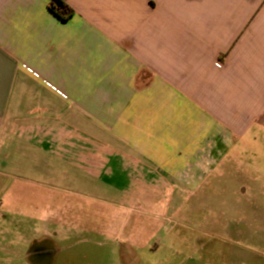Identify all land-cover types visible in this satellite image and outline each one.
<instances>
[{
  "label": "crops",
  "instance_id": "0c3cea01",
  "mask_svg": "<svg viewBox=\"0 0 264 264\" xmlns=\"http://www.w3.org/2000/svg\"><path fill=\"white\" fill-rule=\"evenodd\" d=\"M51 1L0 0V182L171 219L264 145V0Z\"/></svg>",
  "mask_w": 264,
  "mask_h": 264
},
{
  "label": "rangeland",
  "instance_id": "374dc122",
  "mask_svg": "<svg viewBox=\"0 0 264 264\" xmlns=\"http://www.w3.org/2000/svg\"><path fill=\"white\" fill-rule=\"evenodd\" d=\"M238 152L242 159L231 171L240 173L194 181L193 196L171 219L118 214L92 199L1 181L0 264H37L25 257L45 234L54 236L55 251L45 264H264V189L250 187L255 177L264 187V145ZM68 208L72 225L83 229L63 239L74 230Z\"/></svg>",
  "mask_w": 264,
  "mask_h": 264
},
{
  "label": "flooded vegetation",
  "instance_id": "af4514ba",
  "mask_svg": "<svg viewBox=\"0 0 264 264\" xmlns=\"http://www.w3.org/2000/svg\"><path fill=\"white\" fill-rule=\"evenodd\" d=\"M51 239L49 237H44L42 238V240L39 242H37V244L35 243L36 247L34 246V248H32L31 250H29V252H27L26 254V259L29 260H36L37 264H45L44 263V259L47 255H52L55 253V251L53 249H51ZM30 246H32L33 244H29ZM34 258V259H33ZM34 261V262H36Z\"/></svg>",
  "mask_w": 264,
  "mask_h": 264
},
{
  "label": "trees",
  "instance_id": "16d2710c",
  "mask_svg": "<svg viewBox=\"0 0 264 264\" xmlns=\"http://www.w3.org/2000/svg\"><path fill=\"white\" fill-rule=\"evenodd\" d=\"M50 10L64 21L74 14V11L63 0H52Z\"/></svg>",
  "mask_w": 264,
  "mask_h": 264
}]
</instances>
